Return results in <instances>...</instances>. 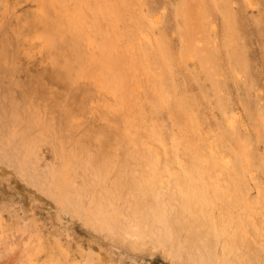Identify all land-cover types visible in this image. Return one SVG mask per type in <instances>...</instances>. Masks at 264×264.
<instances>
[{
  "label": "rangeland",
  "instance_id": "rangeland-1",
  "mask_svg": "<svg viewBox=\"0 0 264 264\" xmlns=\"http://www.w3.org/2000/svg\"><path fill=\"white\" fill-rule=\"evenodd\" d=\"M0 235L1 264H264V0H0Z\"/></svg>",
  "mask_w": 264,
  "mask_h": 264
},
{
  "label": "bare ground",
  "instance_id": "bare-ground-1",
  "mask_svg": "<svg viewBox=\"0 0 264 264\" xmlns=\"http://www.w3.org/2000/svg\"><path fill=\"white\" fill-rule=\"evenodd\" d=\"M52 21H53V20H52ZM18 66H19V65H18ZM18 66H16V67H18ZM21 66H22V64H21ZM21 66H20V67H21ZM95 111H98V110H95V109H94L93 112H95ZM66 114H67V113H66ZM65 134H66V133H65ZM33 158H34V160H33L34 163H36V164H40V162H39V157L37 158V157L34 156ZM214 159H215V155H213V153H211V154H210V160L213 161V162H212V166L216 164V162H214ZM31 165H32L33 168L36 167L35 164H31ZM213 167L216 168L215 166H213ZM63 174H64V173H63ZM63 174L61 175V177L63 178L62 180H63V181H64V180H66V181L69 180V174H68V175H63ZM59 177H60V176H59ZM61 177H60V178H61ZM51 180H52V179H51ZM60 180H61V179H60ZM60 180H59V182H63L62 180H61V181H60ZM53 182H54V181H53ZM57 182H58V180H57ZM59 184H60V183H59ZM62 185H65V183L63 182ZM62 185H61V186H62ZM4 192H5V191H4ZM4 198H5V197H4ZM36 231H37V230H36ZM0 237H1V235H0ZM2 240H3V238H2ZM7 259H8V258H7ZM74 260H75L74 258H71V260H70V257H69V264H72V263L74 262ZM4 261H5V263H4L3 261H2V262H3L4 264H6L7 262H9V259H8L7 262H6V260H4ZM10 262H11V261H10ZM0 264H1V263H0ZM7 264H8V263H7ZM75 264H78V261H76Z\"/></svg>",
  "mask_w": 264,
  "mask_h": 264
}]
</instances>
